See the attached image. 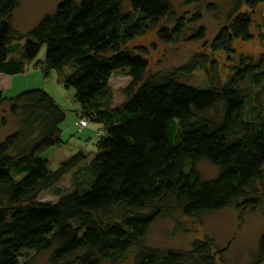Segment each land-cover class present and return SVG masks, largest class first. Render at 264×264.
<instances>
[{
	"label": "trees",
	"instance_id": "obj_1",
	"mask_svg": "<svg viewBox=\"0 0 264 264\" xmlns=\"http://www.w3.org/2000/svg\"><path fill=\"white\" fill-rule=\"evenodd\" d=\"M203 1L185 0L189 6ZM22 2L0 0V74L24 75L46 46L36 67L45 78L58 73V84L75 91L81 119L103 133L96 134L93 156L79 151L53 171L43 154L64 146L65 111L41 89L14 97L0 90V108H8L0 131L10 119L17 126L0 142V264H37L42 255L45 264H120L131 253L133 264H225L228 249L209 239L194 240L189 250L144 241L163 217L243 213L261 205L251 190L264 189L263 91L254 92L264 84V56L242 57L224 86L199 88L181 77L207 68L215 74L218 64L207 55L148 76L145 55L126 46L155 29L166 45L205 41L203 27L186 37L200 14L177 17L169 0H59L54 13L21 34L12 20ZM260 4L235 0L211 51L233 55L234 43L250 42L252 20L243 9ZM166 18L171 28L160 27ZM118 73L131 84L126 100L114 106L110 81ZM201 162L218 170L216 178H202ZM65 178L68 192L58 187ZM52 190L57 201L42 202ZM252 264H264V233Z\"/></svg>",
	"mask_w": 264,
	"mask_h": 264
},
{
	"label": "rangeland",
	"instance_id": "obj_2",
	"mask_svg": "<svg viewBox=\"0 0 264 264\" xmlns=\"http://www.w3.org/2000/svg\"><path fill=\"white\" fill-rule=\"evenodd\" d=\"M235 0H204L198 5H187L185 0H169L174 7L177 17L191 18L200 14L202 20L190 26L193 30L205 28L207 37L202 42H185L184 39L176 44L166 45L159 41L158 29L148 30L140 37L128 43L126 48L140 54H144L149 63L148 76L165 75L185 65L192 56L203 54L210 60L217 62L216 73L207 69H199L189 76H182L181 80L189 85L199 88H213L224 86L233 75V69L240 64L242 57L258 61L264 56V0L255 10L248 7L243 12L251 17L250 42L238 41L234 43V54L213 53L210 44L220 29L225 25L229 12ZM59 0H23L21 7L13 17V26L21 34L29 33L39 22L49 14L56 11ZM209 6L215 10H209ZM171 28L169 19H164L160 27ZM144 52H139V49ZM46 55L44 46L38 58L26 69L24 75L11 80H0V88L5 89L7 97H14L27 90L41 89L50 94L66 113V120L61 126V139L64 146L51 148L43 154V158L49 160L50 168L56 171L61 162H64L84 151L93 156L96 152L95 144L103 132L98 124L91 123L88 128H80L81 120L79 105L74 101L75 91L66 89L58 84L56 72H52L49 78H45L41 70L36 67L37 62H43ZM69 71V70H68ZM67 69L63 75L68 73ZM211 74V76H210ZM0 77H7L0 74ZM131 84V79L123 73L115 74L110 81V90L114 97V106L121 105L125 100V90ZM11 86V87H10ZM10 87V88H8ZM8 88V89H7ZM263 91L261 100L264 113V84L254 92ZM100 131L99 133H97ZM10 128H4L0 137L10 136ZM98 138V139H97ZM198 170L202 178L212 180L216 178L218 170L208 162L198 164ZM86 180V178H84ZM65 192L72 189L71 179L65 178L58 186ZM251 193L262 198V203L256 210L241 212L233 208L218 213L204 215L201 218H187L176 213L173 218H160L151 227L145 245L159 249L189 250L191 243L197 239H209L220 249H228L225 253V264H252L258 250V242L264 233V189L257 185ZM40 200L44 203L57 201L54 190L43 193ZM134 253L129 254L120 264H133ZM47 255L37 258V264H45ZM108 264V263H105Z\"/></svg>",
	"mask_w": 264,
	"mask_h": 264
},
{
	"label": "crops",
	"instance_id": "obj_3",
	"mask_svg": "<svg viewBox=\"0 0 264 264\" xmlns=\"http://www.w3.org/2000/svg\"><path fill=\"white\" fill-rule=\"evenodd\" d=\"M8 78H10V80H11L10 83H11V86H12V85H13V84H12V79H13V78L15 79V77H10V76H7V77H0V80H8ZM11 86H10V87H11ZM10 87H8V88H10ZM8 88H7V89H8ZM0 90L4 91L5 89H1V88H0ZM7 110H8V108H7L6 106L0 108V117H1V116L3 115V113H4L5 111H7ZM10 117H11V116H10ZM10 117H9V118H10ZM8 127L10 128L11 132H15V131L17 130L16 123H15V121L12 120V119L9 120V124H8L5 128H8ZM3 129H4V128H3ZM3 129H2V130H3ZM2 130H1V131H2ZM1 131H0V132H1ZM4 139H5V138L0 137V142L3 141Z\"/></svg>",
	"mask_w": 264,
	"mask_h": 264
},
{
	"label": "built area",
	"instance_id": "obj_4",
	"mask_svg": "<svg viewBox=\"0 0 264 264\" xmlns=\"http://www.w3.org/2000/svg\"><path fill=\"white\" fill-rule=\"evenodd\" d=\"M88 124H89V122H88V120H85V119H81L80 121H79V126H80V128H86L87 126H88Z\"/></svg>",
	"mask_w": 264,
	"mask_h": 264
}]
</instances>
